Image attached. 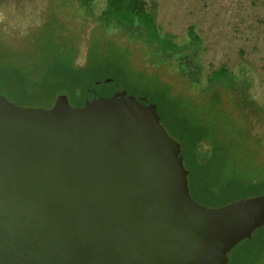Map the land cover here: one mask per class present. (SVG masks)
Listing matches in <instances>:
<instances>
[{"label":"water","instance_id":"1","mask_svg":"<svg viewBox=\"0 0 264 264\" xmlns=\"http://www.w3.org/2000/svg\"><path fill=\"white\" fill-rule=\"evenodd\" d=\"M264 193L197 201L157 105L113 78L52 107L0 93V264H229Z\"/></svg>","mask_w":264,"mask_h":264},{"label":"trees","instance_id":"2","mask_svg":"<svg viewBox=\"0 0 264 264\" xmlns=\"http://www.w3.org/2000/svg\"><path fill=\"white\" fill-rule=\"evenodd\" d=\"M48 2L54 4V0ZM68 3L85 17L75 36L65 34L64 23H60L56 12L47 15L46 8L41 11V22H36L33 30L26 28L24 31L28 40L32 39L36 45L46 42L41 49L44 53L39 55L44 63L35 77L19 66L0 67L1 81L14 84L15 97L11 99L6 95L9 99L21 105L49 108L59 94L66 93L73 105H81L88 85L101 78L113 77L131 94L144 96L157 105L162 123L181 143L191 193L197 201L221 206L264 193V175L258 173V168L253 169L256 173L251 176L240 174L235 166L230 168L233 146L219 137L212 119L215 117L207 122L199 114L198 105L188 98L195 100L194 97L183 92L174 93L169 83L160 81L159 75L136 69L130 59L129 47L123 46L117 38L119 35L128 41L140 42L146 61L152 66L160 67L175 61L183 76L193 84L201 85L203 40L193 26L188 30L189 40L180 43L159 24L155 2L105 0L98 6L96 0H61V4ZM82 54L83 61H80ZM144 79H152L154 83L142 84ZM204 84L210 93L207 102L218 105V114L222 111L226 114L228 110L231 118L228 123L250 141L248 130L238 123L233 111L225 104L227 110H221L219 105L224 103L226 91L234 92L240 88L241 92L236 95L242 97L250 81L239 79L227 67L221 66L207 75ZM188 101L194 106L187 105ZM242 107L247 109L248 105L243 103ZM246 145L250 146L249 143ZM229 264H264V225L252 238L245 239L230 251Z\"/></svg>","mask_w":264,"mask_h":264},{"label":"rangeland","instance_id":"3","mask_svg":"<svg viewBox=\"0 0 264 264\" xmlns=\"http://www.w3.org/2000/svg\"><path fill=\"white\" fill-rule=\"evenodd\" d=\"M96 1L98 6L105 2ZM147 1L157 4L159 24L172 33L178 42L189 40L188 30L192 26L202 37L200 61L203 64V79L201 85L193 84L183 76L175 61L160 67L152 66L146 61L140 42L128 41L118 35V41L129 47L134 67L147 70L151 75H159L160 81L169 83L174 93L183 92L194 97L195 100L188 98L198 105L199 114L207 122L210 123L211 117H215L212 119L219 137L233 146L230 168L235 166L240 174L246 176L253 175L256 173L253 169L258 168V173L264 175V0ZM43 8H46L47 15L56 12L60 23H64V33L71 36L77 34V27L85 18L72 4H61V0H54L51 5L48 0H0V67L19 66L31 77L40 72L44 62L39 55L44 53L41 49L46 42L36 45L32 39L28 40V34L24 31L26 28L33 30L36 22H41ZM87 29L90 33L88 26ZM83 57L82 54L80 61H83ZM221 66L227 67L239 79L247 78L250 81L241 93L242 97L236 95V92H241L240 88L234 92L226 91L223 94L224 103L219 104L221 110L226 109V105L233 111L238 123L248 130L250 141L228 123L230 112L227 109L226 114L223 111L218 114V105L207 102L210 93L205 90V79L213 69ZM135 77L139 78L137 75ZM150 81L154 83L152 79ZM150 81L144 79L142 84ZM0 93L14 99V84L5 83L0 78ZM190 101L186 103L193 107ZM243 103L249 109L243 108ZM198 118L201 119L200 116ZM248 143L250 146L246 145Z\"/></svg>","mask_w":264,"mask_h":264},{"label":"flooded vegetation","instance_id":"4","mask_svg":"<svg viewBox=\"0 0 264 264\" xmlns=\"http://www.w3.org/2000/svg\"><path fill=\"white\" fill-rule=\"evenodd\" d=\"M74 105H77V104H74Z\"/></svg>","mask_w":264,"mask_h":264}]
</instances>
